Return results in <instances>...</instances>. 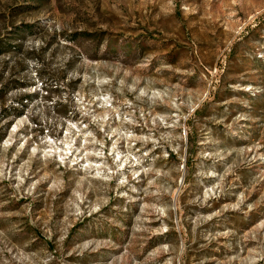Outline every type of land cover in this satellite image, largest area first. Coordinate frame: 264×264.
Here are the masks:
<instances>
[{"label":"rangeland","instance_id":"obj_1","mask_svg":"<svg viewBox=\"0 0 264 264\" xmlns=\"http://www.w3.org/2000/svg\"><path fill=\"white\" fill-rule=\"evenodd\" d=\"M1 43L0 264H264V0H0Z\"/></svg>","mask_w":264,"mask_h":264},{"label":"trees","instance_id":"obj_2","mask_svg":"<svg viewBox=\"0 0 264 264\" xmlns=\"http://www.w3.org/2000/svg\"><path fill=\"white\" fill-rule=\"evenodd\" d=\"M16 30H17V33L16 34H19V33H23V32H27V27H18V28H16ZM5 45L6 46H9V44H7V43H5ZM1 49H3V47H2V43L0 44V50ZM16 48H14L13 47V50H15ZM3 94V91H1L0 90V95H2ZM19 103H17V105H18ZM18 106H22V102H20V104L18 105ZM12 112H13V116H16V117H18L19 116V109H18V107H14L13 109H12Z\"/></svg>","mask_w":264,"mask_h":264}]
</instances>
